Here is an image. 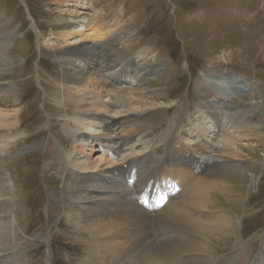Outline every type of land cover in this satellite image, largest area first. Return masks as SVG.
<instances>
[{"label":"rangeland","instance_id":"374dc122","mask_svg":"<svg viewBox=\"0 0 264 264\" xmlns=\"http://www.w3.org/2000/svg\"><path fill=\"white\" fill-rule=\"evenodd\" d=\"M74 2L85 7H72ZM72 10L73 18L68 14ZM82 18L116 32L98 43L65 46L55 40L54 48L42 45L71 20ZM5 36L9 66L0 76V97L14 90L15 99L2 110L18 113L14 136L5 126L11 119L0 128V139L15 144L0 154V173L10 188L6 198L17 224L9 264H46L51 258V264H95L90 237L67 217L72 173L59 170L61 155L74 157V139L65 134L66 111L61 107L70 103L62 100L64 77L68 61L83 47L102 59L110 53L118 68L136 70L137 61L141 70L139 82H132L136 88L131 83V88L127 83L118 87L121 105L109 108L106 97L92 104L103 120L128 117L123 127L134 126L140 135L114 155L110 148L101 152L95 147L94 157L112 162L139 156L172 132L196 157L209 154L213 161L207 173L222 157L226 165L215 170L226 186L211 194L208 210L223 212L231 225L226 231L213 226L201 230L204 238L197 234L208 249L206 264H264V0H0V38L6 43ZM146 50L149 54L142 57ZM105 65L100 64L98 82H108L115 71ZM84 67L87 81L93 70L88 63ZM138 91L141 101L133 97ZM201 106L226 113L221 122L207 117L208 140L193 129ZM232 124L240 125L238 133ZM87 129L84 135L98 137L102 125L93 122ZM227 135L236 141L228 150L236 160L222 153ZM149 168L142 172L144 181L155 173L154 166ZM192 258L171 264H188Z\"/></svg>","mask_w":264,"mask_h":264},{"label":"bare ground","instance_id":"6f19581e","mask_svg":"<svg viewBox=\"0 0 264 264\" xmlns=\"http://www.w3.org/2000/svg\"><path fill=\"white\" fill-rule=\"evenodd\" d=\"M72 7L81 9L85 5L74 2ZM68 14L73 18L76 12L72 10ZM94 22L84 18L79 21L71 20L59 36H52L53 38L47 39L42 45L54 48L55 40L65 46H78L87 41L98 43L105 37L115 34V29L101 28ZM5 40L6 43L0 38V76L9 66L5 56L9 38L5 36ZM147 51L141 52L140 55L146 56L147 53L149 54ZM93 52L87 47L77 51L78 56H75L74 60L68 61L70 62L67 70L69 73H66L67 75L64 77L65 85L63 84L62 94L64 98L62 100H70V103L61 105L64 107L61 109L66 111L67 130H65V134L67 133L68 137L74 139L72 145L74 157H67L66 154H63L59 160L60 172L71 171L72 173L69 205L71 207L67 217L76 225L77 231L90 237L92 241L89 243L91 244V255L94 257L95 264H162L165 261L167 264H171L175 262L174 260L187 256H194L188 264H206L208 256L205 254L208 249L205 247L206 244L204 246L200 244V236H203L201 230L213 226L217 230L226 231L231 225L223 212L208 210L212 205L211 194L216 190H223V187L226 186V184L223 185V179L220 178L221 173L215 170L217 167L226 165V162L219 156L214 171L207 173V166L204 168L205 162L201 160L203 157L193 156V153L189 152L186 147L187 145L179 144L180 135L176 132L168 133L159 144L151 146L147 153L140 156H129L121 161L114 160L112 162L98 156L94 157V151H97L95 147L98 149L110 148L114 155L118 151L117 149L130 145L133 139L140 135L134 126L123 127L129 124L128 117L113 119L111 122L107 119L103 120L97 112L98 109L92 104L100 103L106 97L108 103L106 106L109 108L114 103L121 105L122 100L118 87H121L126 81V86L139 82L141 70L137 61L134 62L137 66L136 70H132L130 65H122V68H118L116 67L118 62L110 53L104 54V59H102L101 54ZM85 63H88L93 70V72H88L87 81L86 73H83ZM102 63L106 64V68H115L108 82L96 80L103 70L100 68ZM136 86L137 84H133V87L136 88ZM129 87L131 88V86ZM235 88L241 91L242 87L235 86ZM133 94L135 100L141 101L140 91H138V95ZM14 95L15 92L12 90L0 97V128H4V120L8 119L9 122L11 119L10 125L8 123L5 126H10L13 136L17 132L16 115L18 113L16 115L6 114L2 108L7 110L13 106ZM3 102L7 104L10 102V104L7 105ZM199 109L198 113L201 112L202 115L196 120L193 129L196 130L199 137L201 135L208 140L211 133L206 126L207 117L211 116L215 119L217 117L221 122L226 113L222 111L217 113L216 107L214 110L208 107L206 111L201 110L202 106ZM69 114L71 115L69 116ZM70 122L75 125V128L70 127ZM93 122H99L102 125V132L98 137L84 135V129L86 130L87 126ZM228 124L224 123L223 127H227ZM77 126L81 128H76ZM239 126V124H232L234 129L232 131L238 133ZM229 128L231 129V127ZM251 128H255V126L251 124ZM184 135L187 134L184 132ZM86 136L91 143L87 141ZM2 138L0 139V154L5 153L7 148L10 150L13 144L9 143L12 140L5 139L6 137ZM234 140L227 135L221 145L222 153L236 160V155L228 151L231 150V147L233 148V144L236 142ZM13 145L15 146V144ZM208 155L207 153L205 157ZM146 166H149V169L155 167V173L152 175L154 181L151 182L155 184L153 189H145L147 182L137 185L139 188L128 186L127 180L130 173L133 170L137 173L135 169L139 168L143 172L147 169ZM9 189L6 177L0 173V264H9L10 254L15 253L12 250L17 224L6 198ZM168 192L169 195H167ZM141 197H149L147 206L138 203V198ZM166 234L168 236H165ZM159 235H162L161 239H159ZM47 258L50 259L49 252ZM51 259L50 262L46 259V264H51Z\"/></svg>","mask_w":264,"mask_h":264}]
</instances>
